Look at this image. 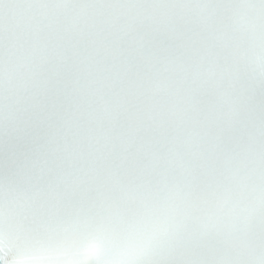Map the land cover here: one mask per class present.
<instances>
[{
  "label": "snow or ice",
  "instance_id": "6c2138e0",
  "mask_svg": "<svg viewBox=\"0 0 264 264\" xmlns=\"http://www.w3.org/2000/svg\"><path fill=\"white\" fill-rule=\"evenodd\" d=\"M0 264H264V0H0Z\"/></svg>",
  "mask_w": 264,
  "mask_h": 264
}]
</instances>
